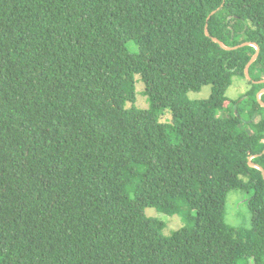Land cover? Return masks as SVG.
Returning a JSON list of instances; mask_svg holds the SVG:
<instances>
[{"label": "trees", "instance_id": "16d2710c", "mask_svg": "<svg viewBox=\"0 0 264 264\" xmlns=\"http://www.w3.org/2000/svg\"><path fill=\"white\" fill-rule=\"evenodd\" d=\"M261 80L264 0H0V264H264Z\"/></svg>", "mask_w": 264, "mask_h": 264}, {"label": "rangeland", "instance_id": "374dc122", "mask_svg": "<svg viewBox=\"0 0 264 264\" xmlns=\"http://www.w3.org/2000/svg\"><path fill=\"white\" fill-rule=\"evenodd\" d=\"M131 51H135V48L130 46ZM251 86L243 79L235 78L232 86L226 91V96L230 100H236L239 96L250 91ZM105 90L112 93H118L120 91L133 92L135 95L134 104H127V108L133 106L137 110H145L150 106V102L147 96L142 94L144 90V83L139 75H135L133 82H124L122 86L106 85ZM210 95V86H204L199 92H189L188 98L190 100H203L207 99ZM228 105V103H227ZM170 119V112L168 110L162 112L158 116L159 122L168 123ZM261 145L264 143V135L261 134ZM162 174L165 178L166 186H169L171 182L170 171L167 168H162ZM247 196L238 190L231 191L226 199L224 210V221L230 226H248L250 223V213L246 206ZM145 214L148 217L158 218L165 222L166 226L163 230L165 236L170 235L173 231H176L181 227V221L178 216H166L164 214L157 213L153 208H147Z\"/></svg>", "mask_w": 264, "mask_h": 264}, {"label": "water", "instance_id": "95a60500", "mask_svg": "<svg viewBox=\"0 0 264 264\" xmlns=\"http://www.w3.org/2000/svg\"><path fill=\"white\" fill-rule=\"evenodd\" d=\"M220 8L221 7H219L216 11H213L209 16H208V18L207 19H209L212 15H214L218 10H220ZM205 34L208 36V32H207V25L205 26ZM216 43H218L219 45H221L224 49H238V48H242V47H245V46H253L254 48H255V54L253 55V57L249 60V62L247 63V65L245 66V69H244V75H245V77H246V79H247V81H251L250 80V77H249V74H248V69H249V67H250V65L255 61V59L257 58V56H258V54H259V48H258V46L257 45H255V44H252V43H243V44H241V45H238V46H236V47H233V48H226L219 40H217V39H213ZM253 83H255V84H260V83H264V80H261V81H254ZM264 93V89H262L261 91H259L258 93H257V99H259L260 98V95L261 94H263ZM259 103H260V105L261 106H263L264 107V103L263 102H261L260 100H259ZM261 154H264V149H263V151L261 152ZM260 154V155H261ZM253 157H251V158H249V161L252 159ZM249 165H251V166H253V167H255V168H257L259 171H261V174H262V177L264 178V170L261 168V167H259V166H257V165H254V164H252L251 162H249Z\"/></svg>", "mask_w": 264, "mask_h": 264}]
</instances>
